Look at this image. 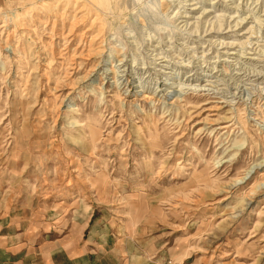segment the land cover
I'll use <instances>...</instances> for the list:
<instances>
[{
  "label": "rangeland",
  "instance_id": "rangeland-1",
  "mask_svg": "<svg viewBox=\"0 0 264 264\" xmlns=\"http://www.w3.org/2000/svg\"><path fill=\"white\" fill-rule=\"evenodd\" d=\"M8 244L264 264V0H5Z\"/></svg>",
  "mask_w": 264,
  "mask_h": 264
},
{
  "label": "crops",
  "instance_id": "crops-1",
  "mask_svg": "<svg viewBox=\"0 0 264 264\" xmlns=\"http://www.w3.org/2000/svg\"><path fill=\"white\" fill-rule=\"evenodd\" d=\"M4 1L0 0V5ZM2 254L0 264H17L16 252L10 248L9 244L2 248ZM44 259L47 264H129L130 256L124 249L106 253L101 248H96L95 252L80 250L79 248L65 249L61 247L49 251L47 258ZM19 261V264H21V259Z\"/></svg>",
  "mask_w": 264,
  "mask_h": 264
},
{
  "label": "built area",
  "instance_id": "built-area-1",
  "mask_svg": "<svg viewBox=\"0 0 264 264\" xmlns=\"http://www.w3.org/2000/svg\"><path fill=\"white\" fill-rule=\"evenodd\" d=\"M165 264H172L170 261H167Z\"/></svg>",
  "mask_w": 264,
  "mask_h": 264
}]
</instances>
